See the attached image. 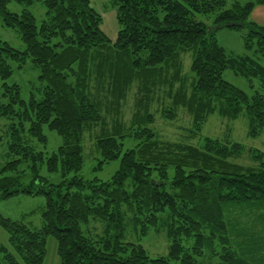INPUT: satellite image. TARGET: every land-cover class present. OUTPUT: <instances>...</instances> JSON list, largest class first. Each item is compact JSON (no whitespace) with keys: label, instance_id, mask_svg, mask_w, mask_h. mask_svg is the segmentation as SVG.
<instances>
[{"label":"trees","instance_id":"obj_1","mask_svg":"<svg viewBox=\"0 0 264 264\" xmlns=\"http://www.w3.org/2000/svg\"><path fill=\"white\" fill-rule=\"evenodd\" d=\"M12 1L42 2L45 18L38 23L28 9L9 11ZM113 1L119 29L112 42L91 0H0L2 24L15 28L24 44L19 51L0 39V117L10 120L9 159L0 164V201L20 193L45 196L40 228L0 216L12 247L0 244L4 263L43 264L51 235L60 264H197L205 255L219 259L217 264H249L248 258L256 254L251 249L249 257L241 255L236 239L245 233L241 223L248 210L262 209L264 214V153L212 137H205L200 146L165 141L149 126L153 115L148 108L158 83L178 82L170 107L161 110L163 118L172 120L175 108L186 107L191 132L197 134L210 114L236 118L244 108L248 134L264 130V94L255 91L249 96L223 78L231 69L249 84L257 79L264 91V26L249 20L254 1H236L229 7L227 0ZM215 11L214 27L244 28V47L253 53L224 51L212 27L197 18ZM185 52H192L190 81L182 74ZM27 57L38 69L39 99H23L19 85L7 82L12 73L9 60L21 67ZM134 82L137 109L130 124L117 118L109 127L104 112L118 115ZM104 87L111 102L99 96ZM97 124V167L119 159L107 180L77 175L84 162L85 133ZM43 125L62 139L49 155L28 142L47 141ZM127 138L134 141L130 148H124ZM245 152L253 165L234 160ZM42 167L58 172L61 180L49 182ZM126 180L129 190L123 187ZM126 212L132 213L133 226L140 225L142 235L151 226L165 231L166 254L152 256L142 243L125 239ZM95 223L100 229L92 232ZM219 245L224 252L217 257Z\"/></svg>","mask_w":264,"mask_h":264},{"label":"rangeland","instance_id":"obj_2","mask_svg":"<svg viewBox=\"0 0 264 264\" xmlns=\"http://www.w3.org/2000/svg\"><path fill=\"white\" fill-rule=\"evenodd\" d=\"M245 3L249 0H227V7L233 2ZM254 4L251 8L249 20L256 24L264 26V0H252ZM95 8L101 13L102 23L101 29L107 35V37L113 42L116 39L119 24L116 18L117 6L113 0H91ZM7 9L11 12L20 13L23 9H28L36 17L39 23L45 18V7L42 2L36 1L33 4L17 3L12 1L7 4ZM216 11L209 15H198L197 18L204 21L208 26L212 27L215 31V38L217 43L224 49L229 55H239L248 53L251 54L253 51H247L244 47V28H232V27H214V19ZM0 39L7 41L15 49L22 51L24 44L20 39L19 33L15 28L7 27L2 24L0 17ZM182 58V74L190 76L189 81L193 76L190 71V64L192 60V52H185L181 55ZM260 60H263L262 58ZM12 67L11 76L7 79L8 83H17L20 88V95L23 99H28L30 95H34L36 98L42 97L41 82L38 78V69L27 57L23 66L19 67V62L9 60ZM161 77H165V72L161 74ZM223 78L233 85L244 90L249 96L253 95L255 91L264 94L259 87L257 79H252L251 84L246 77L235 74L231 69H226L223 72ZM186 79V78H185ZM186 81L187 90L186 95L190 93L189 81ZM167 80L164 85L157 84L151 94L150 107L148 108L149 113L153 115V122L149 126L158 133L159 137L165 141H176L184 142L192 145L200 146L204 141L205 137L217 138L223 142H239L244 145L246 149L255 148L264 153V130H262L256 136L248 134L250 129V121L246 110L243 108L241 113L236 118L222 117L216 112L210 114L202 126L201 131L197 134L191 132L192 129V116L186 109V107L178 106L175 108V117L172 120H167L161 115L163 108L170 107L173 99L172 93L179 88L178 82L175 85L170 86ZM137 82H134L131 88L126 93V96L121 100V106L118 111V115L114 112H104L105 122L110 127L112 122L121 118L125 126L130 124L132 114L137 109L135 100L138 96ZM185 85V84H184ZM172 92V93H171ZM99 96L104 100L112 101L110 94L107 92L106 87L102 90V94ZM9 119L0 117V164L8 160L6 155V143L8 134V123ZM143 122V121H142ZM146 122V120H145ZM149 122V121H147ZM147 124V123H146ZM100 124L93 125V127L86 131L84 138V162L82 168L77 172V175L82 176L84 179L99 178L102 180L109 179L112 174L117 170L119 166V159H115L102 164L101 168H98V161L101 158L98 150L95 146V136L100 132ZM128 131V128H126ZM43 132L47 137L45 143L39 142L37 139L28 140L35 149L42 150L46 155L51 154L55 151L59 144H61V136L58 135L54 130L48 128L47 125H43ZM131 141H129V140ZM134 145L133 139L127 138L125 140V147L130 148ZM236 162L253 165L254 161L249 157L248 153H243L240 157L234 159ZM22 168V167H21ZM25 177L23 180H27L29 176L28 171L22 172ZM14 174V173H7ZM41 174L47 177V180L52 183H58L61 180L58 172H47L44 167L41 169ZM26 182V181H25ZM123 187L127 190L129 187V180H126ZM45 209V196L44 194L27 195L17 194L10 196L0 201V216L7 217L12 220H18L28 225L31 228H40L43 225L42 213ZM262 209H251L245 213L242 218L245 222L241 223V227L244 232L238 239L239 248L237 251L240 252L244 257H248L251 253L256 254L254 257H249V264H264V252L261 254V249L264 244V214L260 212ZM254 221L255 224L251 225L250 221ZM241 219V217H240ZM124 234L125 239L134 242H140L152 256L164 255L167 252L168 240L166 238L165 231L161 228L150 227L146 234H140V225L137 229L133 226L132 213L126 212L124 220ZM94 226V227H93ZM91 227L92 232H97L100 229V225L95 223ZM239 226V227H240ZM85 228V227H84ZM251 233L252 236H251ZM261 233L263 236H261ZM246 235V237H245ZM0 244L6 246L9 250L12 247L9 243L8 232L0 224ZM260 246V247H259ZM250 248V249H249ZM217 252L219 254L224 252L217 246ZM219 259L214 258L208 260L207 256L199 258L197 264H217ZM0 264H5L3 260V254L0 252ZM43 264H60V259L57 254V243L53 236L46 238V254L44 257Z\"/></svg>","mask_w":264,"mask_h":264}]
</instances>
